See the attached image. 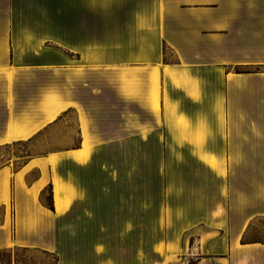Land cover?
<instances>
[{"label":"crops","instance_id":"obj_1","mask_svg":"<svg viewBox=\"0 0 264 264\" xmlns=\"http://www.w3.org/2000/svg\"><path fill=\"white\" fill-rule=\"evenodd\" d=\"M14 249L264 264V0H0Z\"/></svg>","mask_w":264,"mask_h":264},{"label":"rangeland","instance_id":"obj_2","mask_svg":"<svg viewBox=\"0 0 264 264\" xmlns=\"http://www.w3.org/2000/svg\"><path fill=\"white\" fill-rule=\"evenodd\" d=\"M61 77L51 74H43L40 80L44 81H60ZM23 150V145L15 146L5 149L6 152H17ZM156 189H152L155 192ZM157 217H152V220H156ZM84 244V242H83ZM57 259L55 256L42 253L36 250L27 249H14V250H0V264H56Z\"/></svg>","mask_w":264,"mask_h":264},{"label":"trees","instance_id":"obj_3","mask_svg":"<svg viewBox=\"0 0 264 264\" xmlns=\"http://www.w3.org/2000/svg\"><path fill=\"white\" fill-rule=\"evenodd\" d=\"M51 190V189H50Z\"/></svg>","mask_w":264,"mask_h":264}]
</instances>
